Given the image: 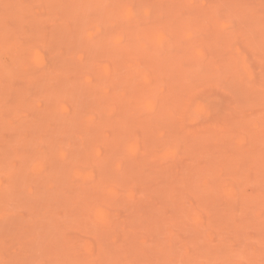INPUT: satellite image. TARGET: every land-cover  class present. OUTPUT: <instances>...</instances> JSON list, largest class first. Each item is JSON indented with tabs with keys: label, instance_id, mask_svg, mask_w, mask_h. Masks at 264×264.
Here are the masks:
<instances>
[{
	"label": "rangeland",
	"instance_id": "rangeland-1",
	"mask_svg": "<svg viewBox=\"0 0 264 264\" xmlns=\"http://www.w3.org/2000/svg\"><path fill=\"white\" fill-rule=\"evenodd\" d=\"M0 264H264V0H0Z\"/></svg>",
	"mask_w": 264,
	"mask_h": 264
}]
</instances>
